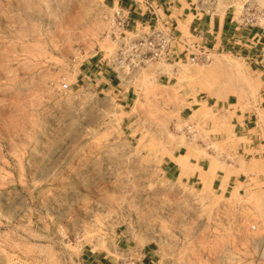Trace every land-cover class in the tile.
<instances>
[{
  "label": "rangeland",
  "instance_id": "374dc122",
  "mask_svg": "<svg viewBox=\"0 0 264 264\" xmlns=\"http://www.w3.org/2000/svg\"><path fill=\"white\" fill-rule=\"evenodd\" d=\"M252 3L264 9L185 0L180 12L236 21ZM114 10L0 0V264H133L144 250L172 264H264V73L225 51L117 63ZM109 76L116 90L103 86ZM234 111L256 115V155L240 150ZM173 155L209 160L239 190L168 179L160 167Z\"/></svg>",
  "mask_w": 264,
  "mask_h": 264
},
{
  "label": "crops",
  "instance_id": "0c3cea01",
  "mask_svg": "<svg viewBox=\"0 0 264 264\" xmlns=\"http://www.w3.org/2000/svg\"><path fill=\"white\" fill-rule=\"evenodd\" d=\"M182 1L185 0H106L110 10L122 9L127 14L126 29L128 32L137 33L146 31L154 23L153 14L161 16V11L171 19L175 30L183 37V31L201 44H205L211 51H225L234 53L246 59L253 67H257L264 73V29L239 27L232 17L209 16L197 17V13L190 21L183 19ZM147 5L150 7L148 8ZM169 12V13H165ZM186 16V15H184ZM183 19V21H181ZM100 73V72H99ZM103 86L110 90H116L118 86L115 77H106ZM264 101V99H262ZM227 105V103H225ZM222 103V106L225 107ZM219 106V104H218ZM254 113L234 111L231 115L233 132L238 137L244 138L240 150L244 154L256 155L261 144H256L257 136L249 135L251 129L247 128ZM260 148V149H258ZM182 155H173L163 160L160 170L168 179H180L181 182L204 190H213L226 194L230 191L239 190V180L232 174L210 167L209 160L204 158H188L180 166L179 160ZM178 160V161H177ZM139 255V254H137ZM88 264H116L115 261L105 256L96 257L90 255L83 260ZM133 264H172L170 261L159 260L151 250H144Z\"/></svg>",
  "mask_w": 264,
  "mask_h": 264
},
{
  "label": "built area",
  "instance_id": "2783aa9c",
  "mask_svg": "<svg viewBox=\"0 0 264 264\" xmlns=\"http://www.w3.org/2000/svg\"><path fill=\"white\" fill-rule=\"evenodd\" d=\"M202 4V3H201ZM148 8H150L147 5ZM233 18V17H232ZM153 25L146 31L137 33L128 32L126 29L127 14L122 9L113 11L111 35L115 40H120L117 50V63L130 58L134 66H145L150 62H166L179 56L188 57L191 61H209L211 50L200 41L188 43L177 32L171 19L153 14ZM258 21H264V9H258L255 3L245 5L237 20L239 27L262 29ZM132 34L128 37L127 34ZM182 47V50H180Z\"/></svg>",
  "mask_w": 264,
  "mask_h": 264
},
{
  "label": "bare ground",
  "instance_id": "6f19581e",
  "mask_svg": "<svg viewBox=\"0 0 264 264\" xmlns=\"http://www.w3.org/2000/svg\"><path fill=\"white\" fill-rule=\"evenodd\" d=\"M215 59H217V58H215ZM216 61H217V60H216ZM221 63H222V62H221ZM221 63L217 61V62H215L214 65L222 66L223 64L221 65ZM223 66H224V65H223ZM225 66H226V65H225ZM227 68H228V69H231V68H233V67H231V65H230V66H227ZM233 69H234V68H233ZM233 71H234V70H233ZM235 71H236V70H235ZM185 162H186V160H182V162H179V163H180L179 165L181 166L182 163H185Z\"/></svg>",
  "mask_w": 264,
  "mask_h": 264
}]
</instances>
